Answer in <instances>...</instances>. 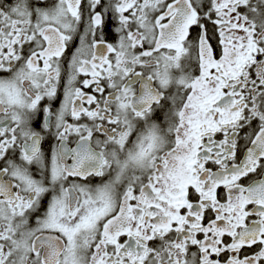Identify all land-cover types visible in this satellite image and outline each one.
I'll list each match as a JSON object with an SVG mask.
<instances>
[{"label":"snow or ice","instance_id":"obj_1","mask_svg":"<svg viewBox=\"0 0 264 264\" xmlns=\"http://www.w3.org/2000/svg\"><path fill=\"white\" fill-rule=\"evenodd\" d=\"M0 264H264V0H0Z\"/></svg>","mask_w":264,"mask_h":264}]
</instances>
